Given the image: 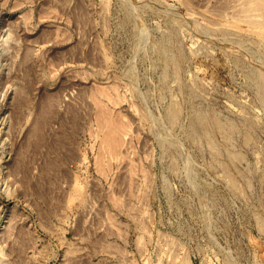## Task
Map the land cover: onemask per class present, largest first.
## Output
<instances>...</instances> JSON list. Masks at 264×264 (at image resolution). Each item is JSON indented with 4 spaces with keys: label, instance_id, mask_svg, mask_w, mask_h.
<instances>
[{
    "label": "rangeland",
    "instance_id": "1",
    "mask_svg": "<svg viewBox=\"0 0 264 264\" xmlns=\"http://www.w3.org/2000/svg\"><path fill=\"white\" fill-rule=\"evenodd\" d=\"M0 264H264V0H0Z\"/></svg>",
    "mask_w": 264,
    "mask_h": 264
}]
</instances>
